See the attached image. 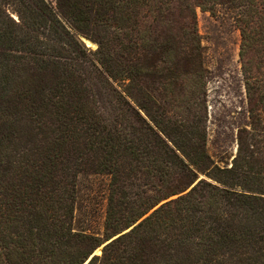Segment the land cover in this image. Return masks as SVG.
I'll return each instance as SVG.
<instances>
[{
  "label": "trees",
  "instance_id": "trees-1",
  "mask_svg": "<svg viewBox=\"0 0 264 264\" xmlns=\"http://www.w3.org/2000/svg\"><path fill=\"white\" fill-rule=\"evenodd\" d=\"M219 7L246 100L230 154L197 92L195 11ZM89 176L98 231L75 227ZM0 264H264V0H0Z\"/></svg>",
  "mask_w": 264,
  "mask_h": 264
},
{
  "label": "rangeland",
  "instance_id": "rangeland-1",
  "mask_svg": "<svg viewBox=\"0 0 264 264\" xmlns=\"http://www.w3.org/2000/svg\"><path fill=\"white\" fill-rule=\"evenodd\" d=\"M53 1V0H49ZM196 29L201 46L204 75L197 92L205 99L206 125L209 133V150L217 154L220 150L230 154L233 148L235 132L239 123L235 111L245 107V94L239 61L240 34L234 15L226 8H217L214 12L195 11ZM86 47L96 49L89 40L82 39ZM188 94V93H187ZM187 115V111H178ZM194 114V115H193ZM193 116L198 117L200 110L194 109ZM187 118H190L187 115ZM107 178L89 176L79 180L76 228L89 225L95 231L102 227L106 205ZM94 211L93 217L88 214ZM89 219L88 221H85ZM86 222V223H85ZM100 254L101 248L98 249Z\"/></svg>",
  "mask_w": 264,
  "mask_h": 264
}]
</instances>
